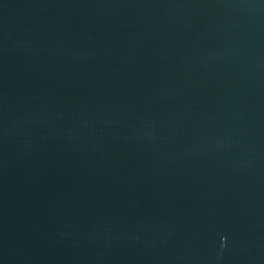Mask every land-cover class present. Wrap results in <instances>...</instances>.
I'll return each mask as SVG.
<instances>
[{"label": "water", "instance_id": "95a60500", "mask_svg": "<svg viewBox=\"0 0 264 264\" xmlns=\"http://www.w3.org/2000/svg\"><path fill=\"white\" fill-rule=\"evenodd\" d=\"M0 264H264V0H0Z\"/></svg>", "mask_w": 264, "mask_h": 264}]
</instances>
